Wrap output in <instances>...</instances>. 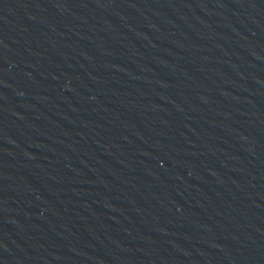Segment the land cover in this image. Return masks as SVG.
Here are the masks:
<instances>
[{
  "label": "water",
  "instance_id": "1",
  "mask_svg": "<svg viewBox=\"0 0 264 264\" xmlns=\"http://www.w3.org/2000/svg\"><path fill=\"white\" fill-rule=\"evenodd\" d=\"M0 264H264V0H0Z\"/></svg>",
  "mask_w": 264,
  "mask_h": 264
}]
</instances>
